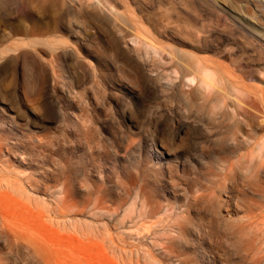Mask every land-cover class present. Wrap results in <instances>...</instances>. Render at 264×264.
Segmentation results:
<instances>
[{
	"label": "rangeland",
	"instance_id": "374dc122",
	"mask_svg": "<svg viewBox=\"0 0 264 264\" xmlns=\"http://www.w3.org/2000/svg\"><path fill=\"white\" fill-rule=\"evenodd\" d=\"M100 1L117 17L98 0H0V264H264V156L205 154L218 137L170 41L130 35L221 28L214 0ZM249 1L234 4L263 23Z\"/></svg>",
	"mask_w": 264,
	"mask_h": 264
},
{
	"label": "bare ground",
	"instance_id": "6f19581e",
	"mask_svg": "<svg viewBox=\"0 0 264 264\" xmlns=\"http://www.w3.org/2000/svg\"><path fill=\"white\" fill-rule=\"evenodd\" d=\"M234 2L236 0H214L215 9L212 14L221 28L210 27L206 23L210 28L204 29L205 25L197 26L195 23H189L186 25V31L174 26V32L170 31L166 34V28L159 31L161 27H154L155 32H153L148 28L142 30L138 26L130 28V35L157 47L163 45V41L159 40L161 36L167 37L170 41L169 44L164 45L168 48L166 52H169V56L175 62L180 80L184 82L187 79L195 84L188 103L193 107L196 106V111L192 112L194 119L205 121L213 137H218L217 148H210L209 145L202 147L205 154L214 152L224 157L235 155L241 158L264 156V137L258 135V131L264 130V21L259 22L261 13L257 11L256 15L248 13L243 8V4L242 8H238ZM255 3V9L258 11L259 8L264 9V0H259L258 3L256 0ZM102 5L103 3L98 0L97 8L102 9L104 6ZM105 8L102 10L107 11L110 16L116 18L119 14V8L113 2ZM222 13L226 17L224 23L220 19ZM178 16L181 17L180 12ZM234 27L239 30V36L241 40L243 39L242 44L240 42L242 46L236 41L235 37H238L234 35L236 33L232 32ZM115 43L118 44L117 41ZM10 50L9 45L4 50H0V60L2 58L7 60L10 57ZM221 57H228L229 61L223 62L220 60ZM139 70L142 73L140 67ZM166 117H168L167 113H161V118L165 120ZM198 132L200 130L197 125L193 127L190 125L187 130L185 139L188 141L187 150L190 152L198 151ZM158 133L157 138L160 140L158 144L167 151L173 149L180 135L179 130L172 134L165 131ZM240 133L247 137L245 141L239 139ZM211 139L214 138H207V140ZM244 142L247 145L245 147H243ZM253 164L256 163H252V168L255 167ZM226 167L237 168L233 162L228 166L221 164V168Z\"/></svg>",
	"mask_w": 264,
	"mask_h": 264
}]
</instances>
